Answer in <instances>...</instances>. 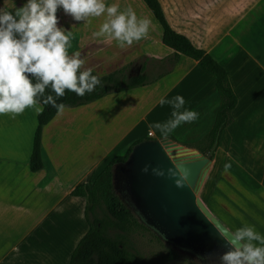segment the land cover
<instances>
[{
  "label": "crops",
  "instance_id": "1",
  "mask_svg": "<svg viewBox=\"0 0 264 264\" xmlns=\"http://www.w3.org/2000/svg\"><path fill=\"white\" fill-rule=\"evenodd\" d=\"M138 18L151 21L146 37L131 45L94 37L104 18H93L91 33L83 21L59 18L71 30L69 55L79 52L82 69L106 75L135 59L162 61L173 51L162 43L163 31L142 0H106ZM25 0L11 6L21 7ZM170 27L205 51L228 74L238 99L233 124L226 128L213 152L220 151L233 130L251 127L264 139V0H159ZM139 70V68H138ZM181 95L185 108L199 117L181 123L167 136L151 125L172 118L161 97ZM220 106L215 77L181 55L175 67L157 81L108 95L93 103L65 108L42 131L43 169L29 171L37 124L32 108L12 118L0 115V264H68L86 234V201L73 197L79 185L91 183L117 156L138 140L171 139L189 150L203 143L214 126ZM183 110V109H181ZM259 140V139H258Z\"/></svg>",
  "mask_w": 264,
  "mask_h": 264
},
{
  "label": "clouds",
  "instance_id": "2",
  "mask_svg": "<svg viewBox=\"0 0 264 264\" xmlns=\"http://www.w3.org/2000/svg\"><path fill=\"white\" fill-rule=\"evenodd\" d=\"M58 9L74 21L89 22L103 15L104 22L92 35L115 40L121 47L146 37L151 24L138 18L131 6L120 10L105 0H25L15 11L0 7V115L15 118L26 108L40 114L41 105H51L59 115L66 105L57 101L66 91L82 97L100 84L93 69L81 70L84 60L78 51L69 55L73 34L59 24ZM159 103L173 109L171 119L151 125L164 136L199 117L197 111L184 107L181 95L161 97ZM228 243L230 250L220 256V264H264V235L253 225L237 228Z\"/></svg>",
  "mask_w": 264,
  "mask_h": 264
},
{
  "label": "trees",
  "instance_id": "3",
  "mask_svg": "<svg viewBox=\"0 0 264 264\" xmlns=\"http://www.w3.org/2000/svg\"><path fill=\"white\" fill-rule=\"evenodd\" d=\"M142 1L162 28L163 45L173 51L171 57L162 61H154L161 66V72L152 77L148 75L149 59H144L134 75L129 72L128 66L102 76L93 72L92 74L97 75L100 79V84L93 92L86 93L81 97L66 91L65 96L61 97L57 103H64L65 108H75L93 103L111 94L149 85L169 73L175 67L180 56L184 55L194 60L202 70L215 77L220 106L214 126L205 139L207 142L209 141L213 150L217 147L223 131L233 124L232 112L238 104L227 71L205 51L195 48L187 37L176 33L170 27L159 0ZM41 106L43 111L36 116L37 124L29 158L31 173L43 169L42 131L57 115L56 109L51 105ZM144 140L149 139L135 142L124 156L114 157L93 182L79 185L71 192L73 197L84 198L86 201L84 218L88 230L77 243L68 264H144L142 257L132 248L130 236L137 231L148 230V228L130 208L131 203L126 193L124 192L127 206L118 198L112 182V168L125 162L133 146ZM171 257L174 258L175 255L171 254Z\"/></svg>",
  "mask_w": 264,
  "mask_h": 264
},
{
  "label": "water",
  "instance_id": "4",
  "mask_svg": "<svg viewBox=\"0 0 264 264\" xmlns=\"http://www.w3.org/2000/svg\"><path fill=\"white\" fill-rule=\"evenodd\" d=\"M210 163L167 139L144 140L112 168V182L114 190L121 187L126 193L144 225L164 241L207 264H220V256L230 250L232 232L197 198Z\"/></svg>",
  "mask_w": 264,
  "mask_h": 264
},
{
  "label": "rangeland",
  "instance_id": "5",
  "mask_svg": "<svg viewBox=\"0 0 264 264\" xmlns=\"http://www.w3.org/2000/svg\"><path fill=\"white\" fill-rule=\"evenodd\" d=\"M14 1L0 0V7L15 11V7L11 6ZM105 3L110 4L106 0ZM57 15L73 20L62 9H58ZM93 18H104V16L92 17L89 18V22H84L85 26H81L84 34L91 33L87 26H90L92 23L90 20ZM149 60L148 75L156 76L161 72V66L152 59ZM143 61L144 58H138L130 63L131 65H127L130 68L129 72L132 75L136 74ZM240 126L242 132L233 130L225 146L216 153L213 152L209 141L205 140L195 146L201 156L211 161L197 198L232 233L247 223L264 235V139L258 137L257 130L251 127L245 128L242 123ZM167 140L172 141L170 138ZM226 164L230 165L227 170H225ZM115 194L127 206V199L121 187L115 190ZM130 208L132 209V205ZM130 243L142 257L144 264H207L164 241L150 228L133 233L130 236ZM171 254L175 257L172 258Z\"/></svg>",
  "mask_w": 264,
  "mask_h": 264
},
{
  "label": "flooded vegetation",
  "instance_id": "6",
  "mask_svg": "<svg viewBox=\"0 0 264 264\" xmlns=\"http://www.w3.org/2000/svg\"><path fill=\"white\" fill-rule=\"evenodd\" d=\"M123 191V190H122Z\"/></svg>",
  "mask_w": 264,
  "mask_h": 264
}]
</instances>
